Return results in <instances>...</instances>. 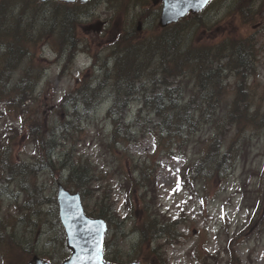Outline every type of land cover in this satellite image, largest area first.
I'll return each mask as SVG.
<instances>
[{
  "label": "rangeland",
  "instance_id": "rangeland-1",
  "mask_svg": "<svg viewBox=\"0 0 264 264\" xmlns=\"http://www.w3.org/2000/svg\"><path fill=\"white\" fill-rule=\"evenodd\" d=\"M12 2L19 6L25 19L33 22H38L39 19L47 21L46 16L51 14L54 7L52 4H38L35 0H12ZM19 2H22V5ZM134 5L133 0H100L97 5L99 7L96 9L97 18L91 20L89 24H98L99 20H105L106 17H109L111 25L110 27L107 25L105 30L115 31L116 28L113 26L116 22L113 21L114 15L111 12H128L132 7L134 8ZM36 6L42 7L37 8L34 12ZM91 7H95V3ZM247 14L254 17L246 19L244 16ZM204 18L210 22V25L201 30L198 35L206 41H219L228 35L233 37L234 42L235 40H245L248 35L255 38V47L258 50L256 56L258 77L250 80L251 85L255 86L253 93L256 96V104L264 103V0H218L204 13ZM9 19L7 35L10 40L19 44L25 43L34 46L29 50L35 49L37 51V63L46 64L49 67L47 79L40 85V91L43 96H46V99L41 97L44 102L39 104L35 101L32 105L33 108L41 109L40 112L46 109L44 110L46 118H39H42V121L44 119L48 121L49 113L54 111L51 109L55 108L62 97L76 86V79L82 74L79 69L82 70L84 66L88 67L87 62L90 59L84 56L80 57L75 66H71L64 73L61 64L57 62L55 52L50 50L55 43L49 45L46 41L55 33L52 27L46 25L47 30L43 27L37 30L38 24L32 26L27 32L32 33L34 38L36 34L40 35L42 40H31L26 39L25 32L15 29L16 15H11ZM19 26L20 28H27L25 25ZM81 32L85 33L84 28ZM190 34H193L192 30H190ZM90 37L94 39L93 36ZM8 44L10 43L7 42ZM27 65H29L28 59L20 64L17 73L8 74L12 87L18 86L24 76L29 79V74L21 72ZM45 104L46 107L43 108ZM138 107L137 103H132L126 112V116H129L128 119L136 113ZM144 114L147 113L144 112ZM16 115L15 113H5L0 117V139L7 126H22V118ZM155 121H158L156 116H146L144 120L140 121V124L149 126ZM84 124L85 133L78 139L77 144L79 146L75 147L74 157H89L96 164L97 170H100L101 179L94 185V188L103 187L108 188L109 191L113 190V198L118 200L116 209L120 213V218L124 219L125 207L122 203L121 190L118 189L120 187V175L115 171L113 163L110 162L111 156H108L105 145L102 146V149L100 148L102 143L109 142L107 135L110 127H112L111 119L106 115L104 106L91 114V118L85 120ZM257 129L259 130L260 127L249 125L246 131L241 134V137L245 138L242 156L235 163L233 172L229 170L232 175L226 177L224 181L216 180L218 182L212 183L213 189L210 193H206L209 190L203 187L202 182H199V186L196 184L194 188H191L193 185L190 188H178L179 173L186 164L187 157H190L195 151L194 146H191L187 152L175 147V154L169 156L165 151L157 149L156 142L149 133L147 136H141L127 144H118L119 149L126 153L130 159H135L142 164H156L157 183L155 192H153L158 197L156 208L170 218L184 217L185 221L179 224L178 229L185 236L178 237V241L167 246L163 243L159 246L160 255L163 260H168V264H200L199 259L190 256L197 244H200L203 252L208 253L210 251L217 256L213 258L208 253L206 260H204L205 264H264V221L255 223L257 217L254 221L252 220L255 210L253 209L252 212L247 208V205H251L259 195L257 191L260 181L259 169L261 164H264V129L258 132L254 131ZM236 131L235 128L230 129L229 136L223 142L226 143L229 138L235 136ZM211 132L208 127H203L190 135L192 141L190 144H196L198 148H201L202 145L209 143L208 138L214 134ZM29 141L26 130L21 127L13 145V157L18 161L34 159V150L28 143ZM70 146L71 143H68L60 149V152L65 153ZM58 156L65 158L61 154ZM31 181L44 185L48 197H54L56 194L51 172L45 170L39 172L38 176L32 177ZM99 184L101 185L99 186ZM209 186L211 188L210 184ZM217 187H219V196L207 198V196L212 197L214 195ZM243 188L245 191L247 190L244 200L241 191ZM99 193L96 190L90 198L85 200V205L91 210H95L97 198L98 201L102 198L98 195ZM25 200L26 194L19 193L16 183H9L6 179H0V218L2 222H6L9 218L12 222L8 228L6 223L0 224V236L7 239L9 234L14 235V246L25 247L32 253L48 255L53 250L58 252L61 247L65 248V240H60L58 235V224L53 222L56 214L53 205H44V210H39L40 215L33 216L32 218L35 220L32 221L30 215L26 219L22 217L21 213ZM43 213H47V216ZM259 213L258 217L264 215V198ZM226 216L229 218L226 219ZM35 221L37 222L31 224ZM250 226L252 229L248 230ZM258 230L259 232H257ZM138 240V233L134 231L131 221H128L124 232L117 234L111 251H119L117 255L126 263L133 256V253L139 255L140 250H143L141 244H136ZM160 240L161 238L158 242ZM232 246L237 252V259L229 251V247ZM8 251L6 246L0 245V255L5 256ZM21 258L23 256L20 254ZM230 258L233 263H230ZM0 259L2 260V256ZM8 261V264H18L13 259H8ZM0 264L2 263L0 262Z\"/></svg>",
  "mask_w": 264,
  "mask_h": 264
},
{
  "label": "trees",
  "instance_id": "trees-1",
  "mask_svg": "<svg viewBox=\"0 0 264 264\" xmlns=\"http://www.w3.org/2000/svg\"><path fill=\"white\" fill-rule=\"evenodd\" d=\"M13 14L17 17L15 25L17 29L18 22L24 16L19 6L12 0H0V50H3L10 40L7 35V24ZM183 35L184 29L181 26H174L170 33L162 32L154 38L141 40L139 44L122 47L120 50L115 49L113 64L108 66L106 60L101 67L105 81L111 79L107 83L118 94L116 102L119 106L127 105L130 97L136 95L150 112L148 114L153 113L158 117V121L153 123L148 131L154 136L158 148L166 151L167 154L171 155L175 147L187 151L192 142L191 134L204 126L211 129V133L214 134L208 138L209 143L198 150L195 158H191L181 176L182 185L202 182L203 187L210 189L209 184L212 185L213 182H218L216 180L227 176L228 169L241 155L245 140L241 134L249 125L264 127V115L261 118L257 113L252 114L248 105L242 109L238 102L234 101L231 104L230 100L224 98L225 90L221 82L224 61L227 56H232L234 53L230 47H227V41L218 44L192 41L187 45ZM25 53V49L15 50L13 47L6 48L5 53L0 52V90L7 87L8 68L18 66L21 59L26 57ZM237 53L241 58L246 56L241 51ZM38 68L41 69L37 64H29L28 72L31 73ZM182 76L188 79L186 85L183 82H176ZM190 83H195V90L191 89L190 98L187 100L189 95L185 94V87ZM174 84L177 86L174 87ZM35 86V81L21 80L19 85L14 87L16 93L5 90L4 96L0 97L8 99L9 109L18 108L34 91ZM85 87L90 97H94L95 95L93 96L88 90L89 86ZM80 93L87 104L91 103L93 98L89 99L85 91ZM121 93H125V96L120 95ZM69 124L70 121L66 120L63 125L68 127ZM114 126L110 134L112 139L108 142L110 152L123 139L135 137L134 132L129 130L128 124L124 131L121 130L119 121H115ZM232 126L238 130L233 138L224 143L223 139L228 137V131ZM54 127L55 129H51L53 136L46 139V144L41 146V157L44 160L49 158V151L57 143V140L54 144L53 141L56 137L55 132L60 128L57 125ZM141 130L146 132L144 127ZM103 145L105 144L102 143ZM80 162L71 169L66 185L80 190L87 199L95 192L94 185L98 181V170L90 159ZM19 164L20 167H30L28 163L20 162L16 165ZM135 168L137 171L132 169L124 174L125 200L127 216L131 218L135 229L139 232L138 245L141 244L144 250H140L139 255H133L146 262L152 252L158 250L156 244L151 253L147 251L146 248H150L151 241L156 243L153 240L160 235H166L168 242L177 237V221L169 217L164 220L163 215L156 209L157 197L153 194L157 178L155 169L149 165L139 164ZM259 186L260 189H264L262 179ZM96 204L92 214L106 218L110 224L115 222L119 226L123 224L119 220L115 221L113 212L115 202L110 192L109 194L104 192L101 200H97ZM60 235L64 237L63 232ZM109 247L110 244L107 243V249ZM7 257L8 263L12 255L8 254ZM112 259H118V256L114 254Z\"/></svg>",
  "mask_w": 264,
  "mask_h": 264
},
{
  "label": "water",
  "instance_id": "water-1",
  "mask_svg": "<svg viewBox=\"0 0 264 264\" xmlns=\"http://www.w3.org/2000/svg\"><path fill=\"white\" fill-rule=\"evenodd\" d=\"M71 1V0H69ZM209 0H165L161 25L185 15L189 10L198 11ZM59 201L61 217L68 234V244L73 255L64 264H112L104 261V234L107 224L102 219H92L85 215L79 193L71 194L60 189ZM87 257V258H86ZM98 257V258H97ZM28 264H49L38 257ZM132 264H138L134 262Z\"/></svg>",
  "mask_w": 264,
  "mask_h": 264
},
{
  "label": "snow or ice",
  "instance_id": "snow-or-ice-1",
  "mask_svg": "<svg viewBox=\"0 0 264 264\" xmlns=\"http://www.w3.org/2000/svg\"><path fill=\"white\" fill-rule=\"evenodd\" d=\"M87 258V257H86ZM98 258V257H97Z\"/></svg>",
  "mask_w": 264,
  "mask_h": 264
}]
</instances>
